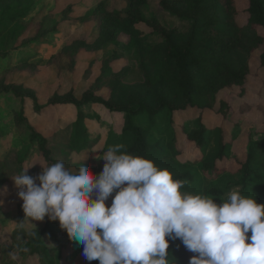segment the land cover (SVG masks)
Returning <instances> with one entry per match:
<instances>
[{
    "label": "trees",
    "instance_id": "trees-1",
    "mask_svg": "<svg viewBox=\"0 0 264 264\" xmlns=\"http://www.w3.org/2000/svg\"><path fill=\"white\" fill-rule=\"evenodd\" d=\"M152 1L120 0L118 7L110 9L108 0H98L92 13L83 17L98 18L100 34L105 27L113 28L114 32L117 29L113 40H119L120 33L128 36L122 44L138 54L142 67V80L138 88L115 95L116 83L112 85L115 73L108 62L95 89L85 91L80 99L70 92L66 93V97L55 95L51 104L72 103L80 107L91 102L102 104L111 111L125 112L126 123L122 132L119 136L107 138L106 151L111 146L121 144L124 146L122 152L152 160L158 167L168 169L174 179L186 181L182 188L214 198L217 204L226 201L223 195L230 187H239L241 195L256 198L257 203L264 204V130L258 137L246 132L244 156L240 159L232 157L235 166L230 169L224 163L230 159L231 141L227 139L222 125L209 127L205 123V117L211 116V113L226 115L230 110L226 101H219L217 105V92L221 88H230L234 83L240 89L234 97L240 100L245 94L244 83L251 70L247 59L237 58L234 62L227 57L237 46L231 43L229 37L232 33L242 36L251 33L257 38L258 45L262 44L263 38L258 33L264 31V0H247V24L242 29L237 24L235 0H158L162 9L192 21L191 28L186 32L163 27L153 13L146 18L141 10L143 7L149 8ZM30 2H0L3 29L11 22L18 23V27L23 26L18 20L28 10ZM145 26L162 39L156 47L145 44L147 35L141 29ZM16 31L18 29L12 33ZM244 43L242 50L247 56L255 44L250 37L245 38ZM84 46L85 41L74 43L70 47L71 58ZM251 54L252 51L248 57ZM259 64L264 68V49L261 50ZM261 85L264 87V76ZM103 87L110 90L107 97L96 94ZM28 95L36 104V111L41 112L43 105L38 103L37 93ZM188 110H195L198 114L176 122L175 114ZM138 113L143 114V119L133 121L130 115ZM191 119L196 122L192 128L187 124ZM21 120L29 128L30 138L37 142V151L45 167L63 160L68 168L78 170L88 164L95 174L101 173L93 157L89 156V162L73 159V153L90 149L96 144V138L88 136L81 112L77 113L74 122L65 128L56 127L50 136L37 131L25 118ZM261 121L264 123V105L258 107L254 127H258ZM248 124L252 123L244 116L237 122L234 131ZM180 132L200 150L198 156H186L179 143ZM213 132L216 135V148L208 153ZM10 156V159L7 156L0 158V185L25 169L23 160L14 152ZM206 180L212 182L201 191V183ZM15 233L17 248L0 246V264H71L78 258L82 264H99L98 260L87 261L82 254L83 245L70 240L66 231L59 227V222L50 221L47 216L41 227L17 229ZM168 251L169 264H189L190 258L198 255L188 251L179 239L169 241Z\"/></svg>",
    "mask_w": 264,
    "mask_h": 264
},
{
    "label": "rangeland",
    "instance_id": "rangeland-1",
    "mask_svg": "<svg viewBox=\"0 0 264 264\" xmlns=\"http://www.w3.org/2000/svg\"><path fill=\"white\" fill-rule=\"evenodd\" d=\"M2 1L0 0L1 3ZM118 2L120 0H108L110 9L118 7ZM97 3L98 0H31L28 10H25L18 20L23 26L18 27V23L11 22L3 29L1 24L4 22L0 21V158L7 156V159H10V154L14 152L23 160L25 169L29 168L27 171L29 176L39 175L42 171L41 166L45 167V164L37 151V142L30 138L29 128L21 118H25L27 123L40 133L50 136L56 127L65 128L74 122L77 113L81 112L88 136L96 138V144L90 149L73 153V159L89 162L90 157H93L100 171L105 163L102 158L107 152L104 149L107 138L119 136L126 123L125 112L111 111L99 103L90 102L80 107L72 103L51 104V99L55 95L66 97L68 95L66 93L70 92L80 99L85 91L95 89L108 62L115 73L112 80V85L116 83L115 95L127 89L135 90L142 80V67L138 54L122 44L128 36L120 33L119 40H113L118 32L117 29L114 32L113 28L105 27L100 34L98 18H83L92 13ZM158 3V0H153L149 8L143 7L141 10L143 15L150 18L153 13L160 24L168 29L175 28L186 32L191 28L190 19L173 15L162 9ZM247 6V0H235L238 11L237 24L241 29L247 24ZM1 11L0 7V16ZM14 29L18 31L12 33ZM141 29L147 35L145 44L148 47H156L162 40L159 35L151 33V28L145 26ZM258 34L263 38L260 45L251 33H246L244 36L232 33L229 37L232 39L231 43H236L237 46L227 57L234 62L237 58L247 59L251 70L244 83L245 94L240 100L235 98L240 90L238 84L233 83L230 88H221L217 92V105L219 101H226L230 110L226 115L217 116L216 113H211V116L205 117V123L209 127L222 125L227 139L231 141L230 159L224 163L230 169L235 166L232 157L240 159L244 156L246 132L249 131L252 136L258 137L264 130L263 121L258 127H254L253 124L258 107L264 105V87L261 85L264 68L259 64L260 53L264 49V31ZM247 37H250L255 44L254 48L248 51V55L252 51L249 57L242 50ZM84 41L86 46L71 58L70 47L74 43L79 44ZM115 54L118 56L114 57ZM35 92L38 103L43 105L41 112L36 111L37 106L28 95ZM96 94L107 97L110 90L103 87L97 90ZM197 114L195 110H188L185 113L175 114L174 118L176 122L183 121ZM244 116H247L249 123L252 124L234 131L235 125ZM130 117L133 121L140 122L144 116L138 113ZM195 123L194 119L187 122L190 128L194 127ZM179 143L189 158L201 153L181 132ZM215 148L216 135L213 132L210 135L208 153L214 152ZM210 182L212 181L202 182L200 190L209 187ZM18 191L12 179L0 185L1 247L11 245L16 249L15 230L36 229L45 222V219L30 221L25 217L22 209L23 201L19 199ZM181 191L204 196L203 193H194L185 188H181ZM232 191H239V187H230L223 195V199L227 200ZM115 194L114 192L108 198L107 206L111 205ZM60 237L64 238V235L60 234ZM70 263L82 264L79 258Z\"/></svg>",
    "mask_w": 264,
    "mask_h": 264
},
{
    "label": "clouds",
    "instance_id": "clouds-1",
    "mask_svg": "<svg viewBox=\"0 0 264 264\" xmlns=\"http://www.w3.org/2000/svg\"><path fill=\"white\" fill-rule=\"evenodd\" d=\"M123 147L108 148L99 175L60 160L35 177L29 168L11 176L25 217L58 221L99 264H169V241L177 239L198 254L189 264H264V204L238 191L220 204L182 192L186 181Z\"/></svg>",
    "mask_w": 264,
    "mask_h": 264
}]
</instances>
